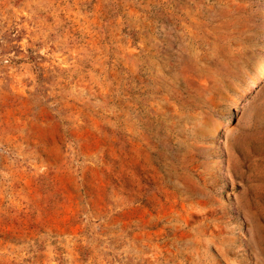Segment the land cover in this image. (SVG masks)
Instances as JSON below:
<instances>
[{"label":"rangeland","instance_id":"374dc122","mask_svg":"<svg viewBox=\"0 0 264 264\" xmlns=\"http://www.w3.org/2000/svg\"><path fill=\"white\" fill-rule=\"evenodd\" d=\"M0 264H264V0H0Z\"/></svg>","mask_w":264,"mask_h":264}]
</instances>
